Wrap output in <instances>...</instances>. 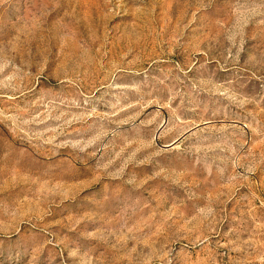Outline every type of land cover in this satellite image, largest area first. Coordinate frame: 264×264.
Listing matches in <instances>:
<instances>
[{
    "label": "rangeland",
    "instance_id": "obj_1",
    "mask_svg": "<svg viewBox=\"0 0 264 264\" xmlns=\"http://www.w3.org/2000/svg\"><path fill=\"white\" fill-rule=\"evenodd\" d=\"M0 264H264V0H0Z\"/></svg>",
    "mask_w": 264,
    "mask_h": 264
}]
</instances>
